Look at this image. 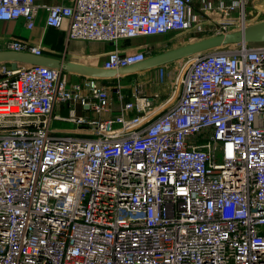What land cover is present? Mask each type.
Listing matches in <instances>:
<instances>
[{"label":"built area","instance_id":"2783aa9c","mask_svg":"<svg viewBox=\"0 0 264 264\" xmlns=\"http://www.w3.org/2000/svg\"><path fill=\"white\" fill-rule=\"evenodd\" d=\"M248 1L42 8L46 27L66 23L68 40L114 45L215 23L217 35L241 30ZM40 8L0 0V21L31 29ZM235 46L186 58L160 104L139 92L125 102L115 86L120 112L100 120L53 112L70 103L110 112L103 79L70 85L61 70L0 63V264H264V43ZM1 52L42 56L17 39ZM146 59L114 49L101 68ZM52 119L76 130L58 135Z\"/></svg>","mask_w":264,"mask_h":264},{"label":"crops","instance_id":"0c3cea01","mask_svg":"<svg viewBox=\"0 0 264 264\" xmlns=\"http://www.w3.org/2000/svg\"><path fill=\"white\" fill-rule=\"evenodd\" d=\"M36 4L41 6L38 16L31 27L27 29L24 25L23 19H17L12 22L0 21V45H4L9 40H20L29 46L39 47L41 49V57L52 58L57 60L62 65L67 62H73L78 64H85L92 67H101L105 55L114 49H117L121 54L131 55V53L144 52L148 57L159 54L158 46L159 43H156L155 38H161L163 36H153L144 38H134L126 41H120L114 45L105 44V43H92L85 41H73L68 40L66 23L60 29H53L45 26V19L47 14L42 8L43 6H54V5H63L71 4L74 0H35ZM158 44V45H157ZM63 74H66V79L70 85L78 84L82 81V77L68 73L64 70H61ZM147 72H142L139 74H132L131 76L117 77L111 81L118 79L121 83H124L126 86L136 82V80H146L148 77L145 75ZM149 76V75H148ZM105 81V80H104ZM108 81V80H106ZM120 83V84H121ZM169 84V83H168ZM123 94L126 92L128 87L121 86ZM147 88H145L146 90ZM163 92L165 90L163 89ZM127 93V92H126ZM166 95V93H164ZM112 95V105L110 112L97 115L89 107H81L79 103L74 105L70 103L69 105H62L54 110V115L62 118L67 117L70 114V111L74 115L79 117H85L91 120H100V119H110L116 117L119 114V106L117 99ZM125 102L132 101V94L129 92L128 95H125ZM91 103V100H88ZM67 128H66V127ZM51 129H53L58 135H67V133L74 132L76 129L72 123L63 122L59 120L52 119Z\"/></svg>","mask_w":264,"mask_h":264},{"label":"water","instance_id":"95a60500","mask_svg":"<svg viewBox=\"0 0 264 264\" xmlns=\"http://www.w3.org/2000/svg\"><path fill=\"white\" fill-rule=\"evenodd\" d=\"M264 21L262 23L247 26L244 29L232 31L227 34L214 35L213 37L196 40L195 42L182 45L178 48L164 51V53L148 57L144 62L121 68L115 71L104 70L101 67H92L85 64L67 62L65 65L52 58L38 57L24 53L1 52L0 63H8L9 70H16L17 64L38 65L47 68L64 70L80 77L112 80L117 77L131 76L164 67L180 59L195 56L200 53L230 47L236 44H263Z\"/></svg>","mask_w":264,"mask_h":264},{"label":"rangeland","instance_id":"374dc122","mask_svg":"<svg viewBox=\"0 0 264 264\" xmlns=\"http://www.w3.org/2000/svg\"><path fill=\"white\" fill-rule=\"evenodd\" d=\"M245 9H246L245 14L247 15V19H249L250 25L262 23V21H264V0H253V2H251V0H249ZM205 26H207V25H205ZM207 27L208 28H205L201 31H196V33H194V32L180 33V34L179 33H170V34L164 35L161 38H155L157 40L156 43L160 44L158 46V49L160 48L159 49L160 51H158L159 54L164 53V51H167V50L178 48L184 44L195 42L196 40L213 37L214 35L218 34V32L220 30L219 28L221 26L219 23H215L213 25V27H210V26H207ZM251 45L255 46V45H262V44H251ZM230 47L234 48L237 46L231 45ZM230 47H228V48L224 47V48H220L217 50H230ZM189 61L190 60H186V58H184V59H180V61L164 65V67H160V68L150 70L147 72V74H145L148 77V79L141 80V81L136 80V82H132V84H129L127 86L124 83H121L120 80L122 78L119 80V82L117 79L115 81L114 80L113 81H111V80L106 81L105 80L103 83L107 87L112 89V90H110L111 94L114 91L113 88L115 86L121 85V86L128 87L126 89L127 93L126 92L124 93L125 95H128L130 92L132 94V98H133L134 94L139 92V94L141 96H145L148 99L153 98L154 96L157 95V97H159V98L155 99L156 100L155 103L160 104L162 101L165 100V98L168 97V94H169L168 83L175 80V78L178 76L177 72H179V71L182 72L183 69L186 68ZM181 72H179V74H181ZM177 81L175 83H177ZM145 88H147V89L145 90ZM163 89L165 90V92H163ZM164 93H166V95Z\"/></svg>","mask_w":264,"mask_h":264},{"label":"bare ground","instance_id":"6f19581e","mask_svg":"<svg viewBox=\"0 0 264 264\" xmlns=\"http://www.w3.org/2000/svg\"><path fill=\"white\" fill-rule=\"evenodd\" d=\"M261 7H262V6H261ZM184 45H185V44H184ZM180 72H181V71H180ZM180 80H181V76L179 75L177 83H179ZM177 83H175V86L177 85ZM9 112H11V113H15V112H16V109H15V108H11V109L9 110Z\"/></svg>","mask_w":264,"mask_h":264}]
</instances>
